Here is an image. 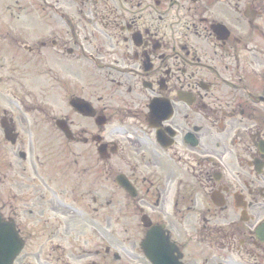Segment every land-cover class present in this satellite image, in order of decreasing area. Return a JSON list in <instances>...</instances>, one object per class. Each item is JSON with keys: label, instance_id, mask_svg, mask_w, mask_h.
<instances>
[{"label": "flooded vegetation", "instance_id": "1", "mask_svg": "<svg viewBox=\"0 0 264 264\" xmlns=\"http://www.w3.org/2000/svg\"><path fill=\"white\" fill-rule=\"evenodd\" d=\"M0 264H264V0H0Z\"/></svg>", "mask_w": 264, "mask_h": 264}]
</instances>
